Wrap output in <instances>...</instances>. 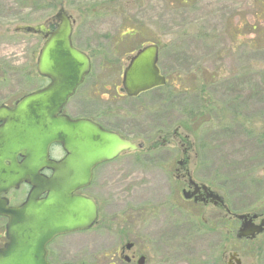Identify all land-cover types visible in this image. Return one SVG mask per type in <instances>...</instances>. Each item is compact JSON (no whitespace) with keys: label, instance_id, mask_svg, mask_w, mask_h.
Returning <instances> with one entry per match:
<instances>
[{"label":"rangeland","instance_id":"rangeland-1","mask_svg":"<svg viewBox=\"0 0 264 264\" xmlns=\"http://www.w3.org/2000/svg\"><path fill=\"white\" fill-rule=\"evenodd\" d=\"M61 6L74 20V46L91 60L63 111L115 112L108 125L127 118L120 132L133 143L145 148L170 138L175 145L97 167V223L55 238L51 264H127L115 255L127 241L144 264H227L231 252L243 264H264V232L236 239L233 216L264 213V0H0V101L46 84L35 68L42 40L14 28L42 23ZM150 43L158 44L167 84L136 98L116 95L128 56ZM184 147L192 177L223 197L224 221L223 208L183 200L181 181L171 204ZM125 207L146 210L113 224Z\"/></svg>","mask_w":264,"mask_h":264},{"label":"water","instance_id":"water-1","mask_svg":"<svg viewBox=\"0 0 264 264\" xmlns=\"http://www.w3.org/2000/svg\"><path fill=\"white\" fill-rule=\"evenodd\" d=\"M55 18L59 23L36 59L37 73L48 78L49 83L22 96L12 109L0 106V187L6 191L22 182L31 185L21 204L14 207L3 204L0 208V215L8 219L5 242L0 247V264H50L46 259L48 242L58 235L87 230L96 220L95 203L74 192L89 184L94 166L112 160L122 151L137 148L133 142L98 124L58 115L89 73L90 59L72 45V24L63 8ZM42 29V25H22L15 30L40 34ZM157 62L156 44L146 45L129 57L122 73V88L129 97L165 84ZM55 142L65 152L58 161L48 157V147ZM17 155L21 157L18 163ZM43 168L50 169L51 175H42L39 171ZM202 188L206 191V186ZM194 194L195 191H182L184 198ZM206 196L222 202L212 191ZM234 216L240 220L236 238L252 239L264 231V215L259 223L253 221L257 214ZM143 259L140 257L138 264H143ZM239 263L236 259V264Z\"/></svg>","mask_w":264,"mask_h":264},{"label":"flooded vegetation","instance_id":"flooded-vegetation-1","mask_svg":"<svg viewBox=\"0 0 264 264\" xmlns=\"http://www.w3.org/2000/svg\"><path fill=\"white\" fill-rule=\"evenodd\" d=\"M57 23H58V21L53 16H51L50 18L44 20V22L38 24V25H43V27H44V29L40 30V34H36L38 37H40V39L42 40V43L46 39V37H44V36H46V35L48 36L50 34V32H52L56 28ZM20 31L21 30H18V32H20ZM71 41H72V35H71ZM72 44H73V42H72ZM165 79L167 81L166 77H165ZM43 80H45L47 83L49 82V80L46 79V78H43ZM45 85H42L38 89L42 88ZM119 90H120V93L115 88L116 95L126 96L124 94L122 88H120ZM10 93L13 94L14 91L12 90V92H10ZM126 97H128V96H126ZM20 98H21V96H16V97H12L11 96V99H9L7 101H0V106H5L7 108H13L15 106V103ZM58 115H66L72 120H75V119H86L87 121H89L91 123L98 124L101 127H103L104 129L109 130V131H113V132L119 134L121 137L126 138L124 136V134H122V132H120V131L122 130V127H124V125L126 124L127 118H125L121 122H120V119H119L118 120V127L117 126L112 127L111 125H108V123H109V121L111 119H114V118L118 117V114H116L115 112L101 113V114H98L97 116H89V115L73 116V115H71V114H69L67 112H64L63 108H62L61 112ZM1 125H2V121H0V126ZM171 138L174 139V140L177 139L176 130L173 132ZM171 144H174V143H171L170 138H162V141H160V143L150 142V144H148V146H146L145 148L143 147V143H138V144H136L137 148L134 151H123L120 154H118V156L116 158H118L119 156H121L124 153L140 152L142 155H144L146 157V159H148L147 156L149 154L155 153L157 150L162 149L164 147H170V146H172ZM187 152H188V149L186 147H184L182 149V153H183L182 155L183 156H181L180 158H178L175 161L176 163H175V167L173 168V174H172L173 179L172 180H174V182H175L174 193L176 195H175V198L171 199V204L173 206L175 205V207L177 206V202H178L177 197L179 195L178 183L181 181V189H180L181 193L184 190L187 191V192L195 191L194 195H192L188 199H184L183 198V200L189 201L193 205H202V206L212 205L214 207L223 208L225 210V214H224L223 217L222 216H220V217H222L221 221H224L223 218L226 219L227 215L230 213V211H228V209L226 208L224 199H223L222 202H218L216 200H211L210 197L206 196V193L209 190L212 191V189L205 182L197 181L196 179H194L192 177V175L190 173V169L188 167L189 156L187 155ZM48 153H49V158L52 159V160H56V161L62 159L65 156V152L63 151L61 145L58 144V143L50 144V146L48 148ZM20 160H21V157L19 155H17L16 156L17 163L20 162ZM162 161H163V159H162ZM105 163L106 162H103L101 164H98V165L94 166L92 168V170H91V179H90L89 184L87 186L79 188L77 191L74 192L77 195H80V196H83V197L91 199L95 203V206L97 208V217H96L95 223L89 229L81 230L79 232H84V231L91 230V229H93V227L97 223L98 215H99V205H98V202H97V200L95 199V197L93 195V191H92L93 190V185L92 184H93V181H94V179L96 177V168L99 167L102 164H105ZM4 165L8 166L9 162L5 161ZM39 172L42 175H45V176H50L51 175V170L47 169V168H43ZM202 185L206 186V191L203 190ZM196 186H197V189H195ZM2 188L0 187V189H1L0 190V208L2 207L3 204L6 205L7 207H12V206L19 205L25 199L26 194L31 189V185L27 184L26 182H22L17 187L16 186L8 187L6 191L2 190ZM20 190L24 193V197L22 199L19 198V191ZM214 192L217 193L216 191H214ZM169 194H170V192H169ZM43 195L44 194H42L41 197ZM133 209H134L133 207H125V211H122V212L118 213L117 215H114L112 217L113 224H115L117 222H121L123 220V218H125L128 215L129 212H130V215H128V218H130V219L134 218V221H135L136 220L135 217H138L139 214L140 215L144 214L145 210H146V209H143V208H139V210H137V211L133 210ZM257 215L258 216H257V219H255V222H258L259 218L262 216L261 213H257ZM7 220L8 219H7L6 216L0 215V229H2V230L6 229ZM49 244H47V248H48ZM127 245H130V246L127 247ZM115 255L117 256V259L120 262H124V263H127V264H131L133 262L138 264V259L140 257L144 258L143 259V264L145 262V257L143 255H140V253L136 251L134 241L125 242L122 246H120L118 248V251L115 253ZM47 259L50 262L48 249H47ZM236 259H239V261H240L239 264H243L241 259L239 258L238 254L236 252H231L228 255L227 264H236Z\"/></svg>","mask_w":264,"mask_h":264},{"label":"trees","instance_id":"trees-1","mask_svg":"<svg viewBox=\"0 0 264 264\" xmlns=\"http://www.w3.org/2000/svg\"><path fill=\"white\" fill-rule=\"evenodd\" d=\"M132 33L134 32V31H131ZM199 105V104H198ZM203 107V105L202 104H200V107H199V110H200V108H202ZM203 108H205V107H203ZM192 112V111H191Z\"/></svg>","mask_w":264,"mask_h":264},{"label":"bare ground","instance_id":"bare-ground-1","mask_svg":"<svg viewBox=\"0 0 264 264\" xmlns=\"http://www.w3.org/2000/svg\"><path fill=\"white\" fill-rule=\"evenodd\" d=\"M72 42V41H71ZM73 45V44H72Z\"/></svg>","mask_w":264,"mask_h":264}]
</instances>
